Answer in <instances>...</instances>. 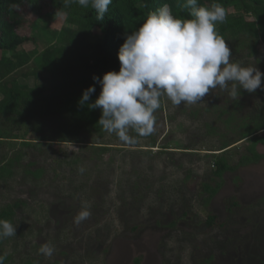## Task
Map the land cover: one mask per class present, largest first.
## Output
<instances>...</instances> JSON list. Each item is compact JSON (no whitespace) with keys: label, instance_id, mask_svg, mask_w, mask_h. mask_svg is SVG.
<instances>
[{"label":"rangeland","instance_id":"374dc122","mask_svg":"<svg viewBox=\"0 0 264 264\" xmlns=\"http://www.w3.org/2000/svg\"><path fill=\"white\" fill-rule=\"evenodd\" d=\"M226 14L237 13L230 7ZM32 27L34 44L23 48L42 50L60 44L63 28L71 26L56 13ZM101 35L95 29L92 38L100 40ZM230 87L218 86L195 104L175 106L161 97L155 131L132 133L136 142L129 146L113 144L112 133L102 139L86 129L79 135L85 143H57L59 127L68 121L50 117L43 130L54 141L34 142L36 149L0 179V209L15 206L11 223L16 225L15 236L0 240V255L7 254L4 264H264V159L214 177L211 156L221 153V139L191 119L204 104H228ZM250 99L258 105L253 94ZM98 143L106 151L100 153ZM246 145L232 144L226 161L236 164ZM257 150L264 153V146ZM27 164H32L29 171H41L38 179L22 174ZM216 183L221 186L207 201L204 186ZM92 187L101 191V201L96 195L83 197ZM231 198L242 207L229 213L226 202ZM83 201L90 202L91 215L77 224L74 218ZM206 205L224 227L205 225ZM135 213L145 215V226L131 237L116 236L134 225ZM45 243L54 246L51 257L38 251Z\"/></svg>","mask_w":264,"mask_h":264},{"label":"trees","instance_id":"16d2710c","mask_svg":"<svg viewBox=\"0 0 264 264\" xmlns=\"http://www.w3.org/2000/svg\"><path fill=\"white\" fill-rule=\"evenodd\" d=\"M165 4L174 17L193 18L186 0H112L103 20L97 18V12L91 6L84 8L78 3L66 5L65 0H0V179L11 175L12 168L20 166L29 150L36 149L34 142L54 141L43 130L50 117L68 121L59 127L57 143H85L79 137L84 129L107 139L109 133L98 124L101 109L88 107V103L94 102L101 91L93 76L102 79L106 72H118V51L125 38L137 31L149 14ZM214 4L223 6L225 10L232 7L237 13L216 24L217 32L230 48V62H238L245 67L255 66L264 73V0H197V7L211 8ZM56 13L62 14L71 26L63 28L62 42L42 50L23 48L34 44L32 23ZM95 29L102 32L100 40L92 38ZM30 63L33 66L20 73ZM89 86H95V92L90 101L81 106L79 100ZM252 94L258 99V105L260 101V106L257 107L250 99ZM230 99L228 104L224 103L225 106L204 104L202 111L198 109L191 117L202 122L199 129L221 139V153L211 156L213 175L219 179L227 171L234 172L239 166L256 164L264 159V153L257 150L259 145L264 146V87L252 93L240 89V96ZM216 124H222V127L219 129ZM218 129L225 130L227 134H219ZM132 133L135 134V131L130 130L129 135ZM111 139L113 144L129 146V143L120 141L115 133L111 134ZM238 141H246L245 153L236 164L231 165L225 155L231 149L229 147ZM95 148L100 153L106 151L105 145H96ZM30 165L24 166L22 174L38 179L41 171H29ZM220 186V183L214 187L204 186V191L208 192L207 201ZM95 195L99 201L102 200L101 191L98 192L95 187L85 191L83 197L94 199ZM236 207H242L236 198L226 202L227 212L232 213L231 209ZM14 209L13 205L0 209V220L11 222ZM134 215V225L116 236L131 237L145 226L141 222L145 215ZM204 216L207 227H224L215 215L209 213L207 205ZM155 221L158 223L159 217Z\"/></svg>","mask_w":264,"mask_h":264},{"label":"clouds","instance_id":"9594fccd","mask_svg":"<svg viewBox=\"0 0 264 264\" xmlns=\"http://www.w3.org/2000/svg\"><path fill=\"white\" fill-rule=\"evenodd\" d=\"M91 6L97 18L103 20L112 0H65V4ZM192 19L172 15L168 5L149 14L137 31L128 35L118 51L119 71L106 72L102 79L93 76L101 86L99 96L88 103L90 109H101L98 124L108 133H115L120 141L135 143L129 135L139 136L155 131V111L160 98L166 96L175 106L198 103L210 90L228 89L232 98L240 96V89L249 93L262 88V73L255 66L230 62L231 51L226 40L217 32V22L223 23L226 10L219 4L197 7V0H186ZM95 92V86L83 91L79 104L84 106ZM85 168L78 167L83 174ZM91 204L82 202L74 218L79 224L90 217ZM16 235V225L0 220V240ZM51 257L55 251L50 243L38 249ZM7 254L0 255L4 264Z\"/></svg>","mask_w":264,"mask_h":264}]
</instances>
